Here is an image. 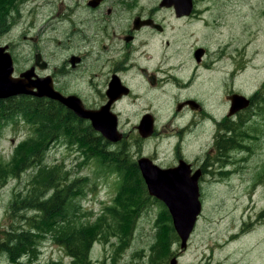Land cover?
Listing matches in <instances>:
<instances>
[{
  "label": "flooded vegetation",
  "instance_id": "af4514ba",
  "mask_svg": "<svg viewBox=\"0 0 264 264\" xmlns=\"http://www.w3.org/2000/svg\"><path fill=\"white\" fill-rule=\"evenodd\" d=\"M202 1L8 0L5 3L17 5L16 11L2 15L4 21L0 23V30L8 31L10 25L19 26L18 32L28 30L19 42L13 40L15 43L11 41V46L5 44L13 56L16 75L23 61L29 69L33 68L34 81L46 77L55 91L75 97L86 109L93 110L97 119L117 120L123 139L113 143L94 128L89 119L80 117L68 107L78 119L89 123L93 132L104 137L105 152L121 148L130 151L128 138L136 135L132 142L142 149L140 157L147 156L143 155L145 142L159 139L173 149L175 162L164 167L155 157H147L161 168L176 167L185 161L192 174L200 172L202 196V186L208 183V177L211 175L220 182L228 174L224 168L237 160L234 159L238 156L235 150L218 152L216 142L233 135L235 128L237 133L244 128V147L240 150H250L245 140L255 135L260 139L257 126L264 123V108H261L264 97L261 99L260 91L256 90L248 107L229 115V100L224 116H212L220 127L210 148L213 153L209 150V155L216 153L215 156L208 159V145L200 155L183 150V146L188 145L185 139L192 134H195V141L202 139L203 133L196 134V128L208 127V48L193 39L197 30L208 26L204 16L208 8L200 7ZM20 4H26V13H19ZM159 56L164 64L155 63ZM197 85L205 89H197ZM93 92H96V99L90 102L86 93ZM230 96L228 94L229 99ZM247 104L243 101L242 107ZM140 106L144 107L138 109ZM44 111L60 120L67 118L57 107L44 106ZM167 114L168 122L163 119ZM132 117L137 118V123L130 125ZM144 118L153 122L152 130H145L149 132L146 136L140 130ZM73 131L70 129L71 133ZM112 143L117 149L110 146ZM75 145L80 150L79 143ZM111 168L112 172L117 171L114 165ZM260 179L263 181L264 177ZM119 184L121 186V181ZM208 264L213 263L208 260Z\"/></svg>",
  "mask_w": 264,
  "mask_h": 264
},
{
  "label": "rangeland",
  "instance_id": "374dc122",
  "mask_svg": "<svg viewBox=\"0 0 264 264\" xmlns=\"http://www.w3.org/2000/svg\"><path fill=\"white\" fill-rule=\"evenodd\" d=\"M25 6L26 4L18 5L19 13H26ZM16 7L17 5L0 0L1 10L16 11ZM200 7L208 8L204 13L208 19V26L197 30L193 39L197 44H203L208 48V127L203 125L196 128V134L203 133L202 139L195 141V134H192L193 136L185 139L188 145L185 144L183 150L200 155L208 145V159H210L216 154L209 155V150L214 145L213 138L220 129L212 116L219 118L227 113L230 100L228 94L243 92L251 97L256 90H259L264 96V0H203ZM2 21L4 17L0 12V23ZM19 28L10 25L8 31L0 30V45H10L13 40L19 42L21 36L28 32V30L18 32ZM20 49L22 55V47ZM155 63L164 64L160 56ZM21 65L22 68L18 67L19 73L21 69L25 71L30 68L25 66L23 61ZM196 88L205 89L200 85ZM86 94L90 102L96 99V92ZM143 107L140 106L138 109ZM163 119L170 121L168 114ZM126 123L124 121V124ZM135 123L137 118L132 117L130 125ZM25 124L22 120L15 126L9 124L0 128V162H9L15 145L29 135L30 129ZM257 127L260 129L258 132L260 139L255 135L251 140H245L251 146L250 150L245 149L242 152L240 150L242 148L231 149L235 150L238 156H234L237 160L233 164L224 168L228 172L225 178L217 182L210 175L208 183L203 184L201 196L203 213L187 247L182 248L181 240L174 238L172 256L162 261V264H171L170 260L173 257L178 259V264H208V260L213 264H264V217L261 215L264 211V180L260 179L264 177V123ZM251 129L250 124L249 132ZM135 136L128 138V142L131 143L130 154L137 163L142 149H139L134 141L132 142ZM113 143L110 146L115 148ZM60 149L68 152L65 145L56 143L51 146L49 157L53 158ZM172 150L159 139L151 138L145 142L143 155L155 157L159 165L166 167L176 160V154ZM210 152L213 153V150L211 149ZM105 166L104 164L101 167L99 161L92 158L81 168L80 175L85 176L90 182L86 195L79 200L80 202H76L77 206L83 208L78 216H74L77 222H83L80 232L91 230L96 212H101L106 204H114L117 201L115 209L120 204L118 202L120 181L117 177H120V174L116 172L115 175V171L112 172ZM75 167L76 162L70 166L74 168L72 179L79 175ZM29 176L30 171H27L19 177V180L8 177L9 181L6 185L0 183V232H13L12 228H18L23 223V228L33 233V228L45 224L39 211L33 213L36 218L31 217L30 210L24 211V214L31 216L23 221L17 210L24 201L17 197L25 193L24 183ZM51 194L52 191L47 197L49 198ZM158 211H161V205L153 203L150 209L141 215L131 246L122 251L119 234L112 232L101 234V240L94 242L91 251L92 264H150V246L156 239L155 221ZM116 213L134 215L124 208ZM62 234L64 238L69 236L68 232ZM4 236L0 239V264H46L53 258L62 259L66 263L71 260L66 250L51 240H47L44 245L42 243L43 247L39 252L31 251L30 255L24 254L19 259L12 258L11 254L6 255L1 252L8 241L7 234ZM17 251L18 248L14 247L13 253L17 254ZM12 259L16 261L13 262Z\"/></svg>",
  "mask_w": 264,
  "mask_h": 264
},
{
  "label": "trees",
  "instance_id": "16d2710c",
  "mask_svg": "<svg viewBox=\"0 0 264 264\" xmlns=\"http://www.w3.org/2000/svg\"><path fill=\"white\" fill-rule=\"evenodd\" d=\"M2 1L7 2L8 0ZM0 12L2 15H8V11L0 9ZM260 97H262L261 92ZM40 105L60 108L66 113L67 118L62 117L61 120L54 118V114L47 113L44 111V106ZM22 120L30 129V133L15 145L9 162H0V183L6 185L9 178L19 180L23 173L30 171V176L24 183L25 193L17 197V199H24L23 203L20 201L21 204L17 210L23 221L31 215L32 218H36L33 213L39 211L45 224L33 228V233L26 231L22 226L23 223L18 228H12L13 232H0V239L7 234L8 240L2 247V253L11 254L12 258L19 259L24 254L30 255L31 251H41L44 243L51 240L65 249L71 260L66 263L62 259L53 258L46 264H92L91 251L94 242L101 240V234L107 232L119 234L122 241L121 251L130 247L139 218L150 209L153 203H157L161 205V211H158L155 221L156 239L150 246L149 261L150 264H162V261L172 256L174 238L175 240L180 239L174 227L172 214L164 202L150 196L130 151L121 148L105 152L107 147L102 144L104 137L93 132L89 123L78 119L60 102H49L47 97L32 95L0 99V128L9 124L15 126ZM65 129H67L66 133ZM70 129H74V133H71ZM243 130L244 128L237 133L235 128L233 135L218 140L216 142L218 152L244 147L242 144ZM76 142L79 143L80 150L75 145ZM56 143L65 145L68 152L60 149L59 153L51 158L49 157L51 146ZM92 158H96L101 167L105 164L110 171L113 170L111 167L114 165L122 174L118 199L120 204L117 209H115L117 201L114 204H106L101 212H96L91 230L80 232L83 222H77L74 216H78L83 208L80 205L77 206L76 202H80L79 200L86 195L90 182L80 173L81 168L87 165ZM74 162H77L75 169L77 168L79 175L72 179L74 168L70 166ZM50 191L52 194L48 198ZM121 208L131 211L134 215L117 214L116 212H120ZM26 210H30L32 214L27 216L23 213ZM261 215L264 217V211ZM65 232H68L69 236L64 238L62 233ZM14 247L18 248L17 254L13 253ZM12 261L16 260L12 259Z\"/></svg>",
  "mask_w": 264,
  "mask_h": 264
},
{
  "label": "water",
  "instance_id": "95a60500",
  "mask_svg": "<svg viewBox=\"0 0 264 264\" xmlns=\"http://www.w3.org/2000/svg\"><path fill=\"white\" fill-rule=\"evenodd\" d=\"M6 48L0 47V99L21 94L49 96L73 109L80 117L89 119L92 126L100 130L108 140L117 142L123 138L118 130L116 119L110 122L104 121L101 117L97 119L95 112L86 109L75 97H66L53 90V85L47 78H39V82L34 81L32 79L34 76L33 68L16 75L13 56ZM231 100L230 114H234L243 108V101L249 102L244 95L238 93L232 95ZM146 118L140 124V130L145 136L149 134L145 130L149 128L151 131L153 125V122ZM138 164L147 183L149 194L166 204L172 214L181 246L186 248L202 213L203 204L200 199L199 186L200 172L197 171L192 174L190 165L185 161H181L176 167L161 168L152 159L142 157ZM170 263L178 264V259L173 257Z\"/></svg>",
  "mask_w": 264,
  "mask_h": 264
}]
</instances>
